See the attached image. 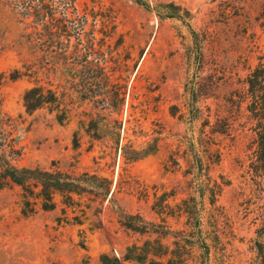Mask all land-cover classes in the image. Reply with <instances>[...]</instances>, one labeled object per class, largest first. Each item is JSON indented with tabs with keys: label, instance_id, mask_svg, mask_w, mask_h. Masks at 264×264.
<instances>
[{
	"label": "rangeland",
	"instance_id": "obj_1",
	"mask_svg": "<svg viewBox=\"0 0 264 264\" xmlns=\"http://www.w3.org/2000/svg\"><path fill=\"white\" fill-rule=\"evenodd\" d=\"M145 1L77 0L86 28L46 37L28 34L20 0H0V156L67 173L78 191L25 214L32 194L0 188V264H103L178 239L184 264H260L264 172L247 79L264 63V0ZM166 3L182 18L161 17ZM27 66L39 82L10 78ZM40 84L59 104L28 113L24 92ZM137 214L145 234L124 224Z\"/></svg>",
	"mask_w": 264,
	"mask_h": 264
},
{
	"label": "trees",
	"instance_id": "obj_2",
	"mask_svg": "<svg viewBox=\"0 0 264 264\" xmlns=\"http://www.w3.org/2000/svg\"><path fill=\"white\" fill-rule=\"evenodd\" d=\"M26 10L23 15V23L25 29L29 35L34 33L42 34L46 37L61 36L62 34L69 32V23H74L73 26L78 29H85L89 19H87L89 13H79L76 8L77 0H20ZM137 3L144 5L146 8H150V4L145 0H135ZM60 3L61 5L69 6L67 11L59 14L54 5ZM166 9L161 17H180L181 7L174 3H166L163 5ZM96 17L95 14H92ZM86 18V22H85ZM96 23L92 24L90 28H95ZM31 52L32 48L30 47ZM23 67H25L23 65ZM44 74L40 70H32V66H27L25 70L14 69L10 73V78L13 80L22 77H34L39 82V74ZM0 79H3V74H0ZM248 105L247 109L252 113L255 120V131L257 134L258 143V163L264 172V63L259 65L248 76ZM109 92V91H108ZM109 95V93H108ZM24 106L28 113H32L35 110L47 105L58 106L59 96L57 91L51 87L45 85H34L25 90ZM60 106V105H59ZM61 109V108H60ZM59 109V110H60ZM61 114L68 113V109H61ZM59 114V113H58ZM62 116V115H60ZM9 117L0 110V126L7 124ZM77 144V141L76 143ZM3 155H5L3 153ZM76 180L70 177L67 173L61 171L41 170L39 168L18 167L11 160L5 159L0 156V188H4L11 183H15L23 188L25 192H30L32 195H24L27 199L25 204L30 206V210L24 208V213L36 212V205L40 202V206L44 210H53L56 208L57 203L55 196L60 195L66 200L73 199L72 195L78 193L75 182ZM34 182V183H32ZM39 188V191L35 192L33 186ZM26 194V193H25ZM30 198H34L36 201H32ZM186 211V210H185ZM143 220L140 214L129 215L124 222L125 226L134 231L142 234L147 233V227L139 225L134 222L135 219ZM154 243L159 246L160 251H156L153 247ZM203 247L208 246L204 241H201ZM174 248L169 246L165 247L163 243L153 240H147L143 245L134 244L127 248V252L123 257H112L108 254H103L101 259L103 264H124L127 260H136L138 262H150L151 264H184L186 261L185 254L187 253V244L183 240L174 241ZM165 250L163 251L162 248ZM261 262L264 264V244L260 245Z\"/></svg>",
	"mask_w": 264,
	"mask_h": 264
}]
</instances>
